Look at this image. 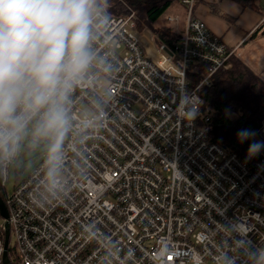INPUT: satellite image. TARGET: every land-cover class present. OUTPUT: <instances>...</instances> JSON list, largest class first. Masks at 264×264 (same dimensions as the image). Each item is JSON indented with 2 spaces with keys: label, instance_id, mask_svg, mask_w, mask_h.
I'll list each match as a JSON object with an SVG mask.
<instances>
[{
  "label": "built area",
  "instance_id": "2783aa9c",
  "mask_svg": "<svg viewBox=\"0 0 264 264\" xmlns=\"http://www.w3.org/2000/svg\"><path fill=\"white\" fill-rule=\"evenodd\" d=\"M179 3L186 21L174 52L137 33L130 7L99 16L59 151L3 200L0 264H264V155L245 162L196 121L200 90L232 68L240 46L193 16L195 0ZM37 120L0 146L3 190ZM258 136L264 143V122Z\"/></svg>",
  "mask_w": 264,
  "mask_h": 264
},
{
  "label": "clouds",
  "instance_id": "9594fccd",
  "mask_svg": "<svg viewBox=\"0 0 264 264\" xmlns=\"http://www.w3.org/2000/svg\"><path fill=\"white\" fill-rule=\"evenodd\" d=\"M102 12L99 0H0V146L14 144L38 117L34 135L59 151L69 126L66 103L92 64ZM261 147L251 144L248 154Z\"/></svg>",
  "mask_w": 264,
  "mask_h": 264
},
{
  "label": "trees",
  "instance_id": "16d2710c",
  "mask_svg": "<svg viewBox=\"0 0 264 264\" xmlns=\"http://www.w3.org/2000/svg\"><path fill=\"white\" fill-rule=\"evenodd\" d=\"M177 1L179 3V0H107L105 3V0H99V4L110 17L127 16V5L136 13L137 33L150 31L157 47L164 46L167 51L174 52L181 34L168 27L156 28L154 23ZM236 1L251 7L258 0ZM231 62V69L215 74L210 85L200 90L201 107L196 121L198 126L206 128L209 141L237 154L243 161L253 163L264 155V143L258 136L264 122V81L241 59L233 58ZM202 69L199 68L197 77ZM203 117L208 118V123H203ZM244 130L251 135L241 142L237 134ZM255 143L262 147L257 154L250 156L248 148ZM0 196L5 199L1 187Z\"/></svg>",
  "mask_w": 264,
  "mask_h": 264
},
{
  "label": "crops",
  "instance_id": "0c3cea01",
  "mask_svg": "<svg viewBox=\"0 0 264 264\" xmlns=\"http://www.w3.org/2000/svg\"><path fill=\"white\" fill-rule=\"evenodd\" d=\"M180 6L184 10L182 32L186 12L181 4ZM263 15L264 0L253 2L251 7L243 6L236 0H195L193 8V16L214 36L222 39L231 48L240 46L238 51L241 60L249 48L264 41V24L260 25Z\"/></svg>",
  "mask_w": 264,
  "mask_h": 264
},
{
  "label": "rangeland",
  "instance_id": "374dc122",
  "mask_svg": "<svg viewBox=\"0 0 264 264\" xmlns=\"http://www.w3.org/2000/svg\"><path fill=\"white\" fill-rule=\"evenodd\" d=\"M125 8L127 11L129 10L127 5ZM168 17H175L177 21L169 22ZM183 18L184 10L177 1L154 23V27L159 29L161 27H168L180 33ZM143 33L148 37H153L152 33L148 30H145ZM242 60L255 74L257 73L261 79H264V41L262 44L260 43L249 48L247 52L243 54ZM34 131L35 127H27L25 134L21 136L18 155L13 160L9 180L4 184L5 197L11 196L16 182L23 180L42 157L50 152L51 141L46 137L35 136ZM10 244H12V240Z\"/></svg>",
  "mask_w": 264,
  "mask_h": 264
},
{
  "label": "water",
  "instance_id": "95a60500",
  "mask_svg": "<svg viewBox=\"0 0 264 264\" xmlns=\"http://www.w3.org/2000/svg\"><path fill=\"white\" fill-rule=\"evenodd\" d=\"M0 216H1V218L5 219V220L8 219V211H7L5 203L2 200L1 196H0ZM7 241H8V233L5 236V251H6V247H7Z\"/></svg>",
  "mask_w": 264,
  "mask_h": 264
},
{
  "label": "bare ground",
  "instance_id": "6f19581e",
  "mask_svg": "<svg viewBox=\"0 0 264 264\" xmlns=\"http://www.w3.org/2000/svg\"><path fill=\"white\" fill-rule=\"evenodd\" d=\"M3 200V199H2Z\"/></svg>",
  "mask_w": 264,
  "mask_h": 264
}]
</instances>
